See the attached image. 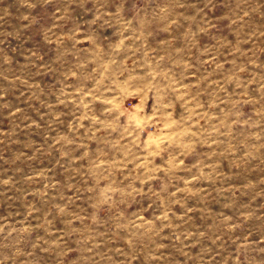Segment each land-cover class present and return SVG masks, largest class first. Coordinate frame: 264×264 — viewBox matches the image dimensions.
Returning <instances> with one entry per match:
<instances>
[{
	"label": "rangeland",
	"instance_id": "obj_1",
	"mask_svg": "<svg viewBox=\"0 0 264 264\" xmlns=\"http://www.w3.org/2000/svg\"><path fill=\"white\" fill-rule=\"evenodd\" d=\"M0 264H264V0H0Z\"/></svg>",
	"mask_w": 264,
	"mask_h": 264
}]
</instances>
